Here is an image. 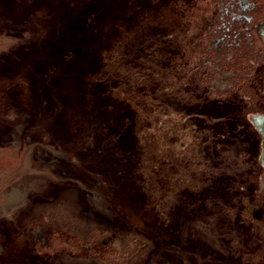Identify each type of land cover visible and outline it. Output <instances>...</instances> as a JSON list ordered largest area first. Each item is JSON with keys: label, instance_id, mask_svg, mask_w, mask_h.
<instances>
[{"label": "flooded vegetation", "instance_id": "1", "mask_svg": "<svg viewBox=\"0 0 264 264\" xmlns=\"http://www.w3.org/2000/svg\"><path fill=\"white\" fill-rule=\"evenodd\" d=\"M126 5L108 69L129 144L124 220L62 190L0 226V264H264V0Z\"/></svg>", "mask_w": 264, "mask_h": 264}, {"label": "rangeland", "instance_id": "2", "mask_svg": "<svg viewBox=\"0 0 264 264\" xmlns=\"http://www.w3.org/2000/svg\"><path fill=\"white\" fill-rule=\"evenodd\" d=\"M9 2L0 0V226L69 188L89 214L124 220L129 144L108 107L109 62L131 0H91L82 11Z\"/></svg>", "mask_w": 264, "mask_h": 264}]
</instances>
